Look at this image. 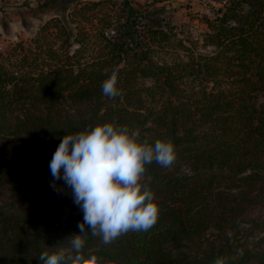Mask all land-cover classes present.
<instances>
[{
    "label": "trees",
    "instance_id": "16d2710c",
    "mask_svg": "<svg viewBox=\"0 0 264 264\" xmlns=\"http://www.w3.org/2000/svg\"><path fill=\"white\" fill-rule=\"evenodd\" d=\"M147 2L36 0L61 13L0 49V194L34 204L16 213L1 202L0 264H40L79 234L76 204L64 220L54 212L73 196L63 180L52 186L49 164L65 135L103 123L170 140L176 160L146 165L141 180L157 223L109 244L89 235L85 252L101 264H264V214L247 218L264 209V0L203 14L208 51ZM113 70L120 95L109 98L102 83ZM193 247L200 253L184 256Z\"/></svg>",
    "mask_w": 264,
    "mask_h": 264
},
{
    "label": "clouds",
    "instance_id": "9594fccd",
    "mask_svg": "<svg viewBox=\"0 0 264 264\" xmlns=\"http://www.w3.org/2000/svg\"><path fill=\"white\" fill-rule=\"evenodd\" d=\"M117 83L118 72L113 70L102 83L103 95L119 96ZM175 160L170 140L141 141L139 132L126 125H89L65 135L49 164L52 186L57 180L64 181L83 221L78 224L79 234L67 239L69 247L43 252L40 264H101V257L85 252L89 235L109 244L130 231L150 230L158 221L160 208L152 189L141 183L146 165L155 162L169 168ZM214 264H225V260L217 257Z\"/></svg>",
    "mask_w": 264,
    "mask_h": 264
},
{
    "label": "rangeland",
    "instance_id": "374dc122",
    "mask_svg": "<svg viewBox=\"0 0 264 264\" xmlns=\"http://www.w3.org/2000/svg\"><path fill=\"white\" fill-rule=\"evenodd\" d=\"M118 3L121 0H113ZM134 2V0H131ZM140 4L147 2L145 0H137ZM154 1L156 6H164L171 15V21L175 24L176 32L179 36L187 40H193L196 42L197 49L201 51H208L210 48L203 47L201 41V35L207 30L203 19L201 18L205 10L209 11L211 6L216 0H149ZM148 1V2H149ZM147 2V3H148ZM61 11L53 9H38L36 0H0V49L6 48L10 43H13L19 39H27L35 33L38 26L51 17L52 15L60 14ZM1 202H12L10 209L15 212H29L34 204H21L14 200L12 196H8L3 192L0 194ZM43 204H49L45 201ZM75 205L74 201H69L62 207H57L54 212L61 214V219L64 220L72 213L71 207ZM20 208V209H19ZM21 210V211H19ZM17 213V212H16ZM260 214H264V209L261 207L252 208L249 211L247 218L252 220L258 217ZM247 223L245 226H248ZM261 233L255 231L249 234V238H256ZM216 237L213 233L209 239ZM200 251L195 247L185 252L192 256L199 254Z\"/></svg>",
    "mask_w": 264,
    "mask_h": 264
},
{
    "label": "built area",
    "instance_id": "2783aa9c",
    "mask_svg": "<svg viewBox=\"0 0 264 264\" xmlns=\"http://www.w3.org/2000/svg\"><path fill=\"white\" fill-rule=\"evenodd\" d=\"M226 2L227 0H216V2L211 6V8L212 7H223L226 4ZM205 11L206 12H204V14H206L207 16H212L211 11H209L208 9H206Z\"/></svg>",
    "mask_w": 264,
    "mask_h": 264
}]
</instances>
